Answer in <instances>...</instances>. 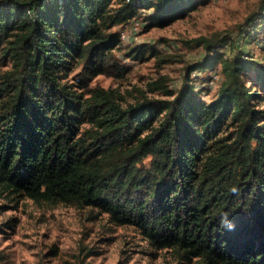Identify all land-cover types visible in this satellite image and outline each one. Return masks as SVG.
I'll return each instance as SVG.
<instances>
[{"label": "trees", "instance_id": "trees-1", "mask_svg": "<svg viewBox=\"0 0 264 264\" xmlns=\"http://www.w3.org/2000/svg\"><path fill=\"white\" fill-rule=\"evenodd\" d=\"M201 1L0 0V194L89 207L180 264H264V62L199 35L204 55L177 91L149 83L171 98L129 101L89 85L126 70L116 26L145 10L147 25L165 24ZM262 2L263 19L247 16L245 36L264 40ZM145 52L160 51L129 45L123 54ZM215 65L206 100L189 74Z\"/></svg>", "mask_w": 264, "mask_h": 264}, {"label": "rangeland", "instance_id": "rangeland-1", "mask_svg": "<svg viewBox=\"0 0 264 264\" xmlns=\"http://www.w3.org/2000/svg\"><path fill=\"white\" fill-rule=\"evenodd\" d=\"M262 6V0H202L183 16L161 25H147L143 14L149 10L142 11L114 28L122 34V46L115 51L121 63L127 65L126 70L120 76L97 73L89 85L117 88L129 101L144 94L171 98L185 79L186 65L204 55L203 47L192 41L199 35L218 34L225 40L217 51L229 53L230 40L237 50L264 62L261 32L245 36L250 27L246 17L254 13V20L260 23ZM129 45L143 49L149 45L160 52H145L144 58L129 60L123 54ZM189 75L199 97L208 100L214 95L220 77L218 65ZM155 79L173 93L149 89ZM179 261L172 250L150 245L132 225H115L104 213L89 207L0 194V264H180ZM189 264L200 263L192 259Z\"/></svg>", "mask_w": 264, "mask_h": 264}, {"label": "clouds", "instance_id": "clouds-1", "mask_svg": "<svg viewBox=\"0 0 264 264\" xmlns=\"http://www.w3.org/2000/svg\"><path fill=\"white\" fill-rule=\"evenodd\" d=\"M222 225H223V226H225V227H227V226H228L227 224H224V223H223V220H222Z\"/></svg>", "mask_w": 264, "mask_h": 264}]
</instances>
